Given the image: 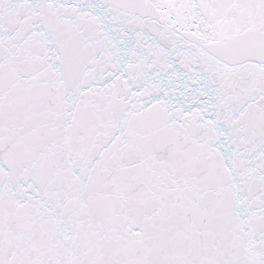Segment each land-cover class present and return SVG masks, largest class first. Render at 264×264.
<instances>
[{
    "label": "snow or ice",
    "instance_id": "1",
    "mask_svg": "<svg viewBox=\"0 0 264 264\" xmlns=\"http://www.w3.org/2000/svg\"><path fill=\"white\" fill-rule=\"evenodd\" d=\"M0 264H264V0H0Z\"/></svg>",
    "mask_w": 264,
    "mask_h": 264
}]
</instances>
